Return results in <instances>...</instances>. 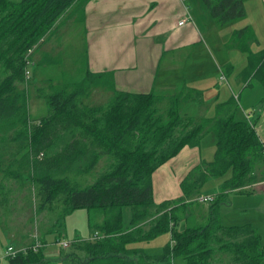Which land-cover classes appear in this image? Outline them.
<instances>
[{"label": "trees", "instance_id": "1", "mask_svg": "<svg viewBox=\"0 0 264 264\" xmlns=\"http://www.w3.org/2000/svg\"><path fill=\"white\" fill-rule=\"evenodd\" d=\"M88 1L0 0V140H18L14 150L0 147L3 178L18 179L26 172L33 185L34 197L30 192L26 198L29 203L33 199L38 211L53 213L59 209V217H52V226L62 224L63 218L77 208L102 216L94 226L104 237L74 243L88 256L82 264H155L172 260L176 264H211L216 251L229 254L226 264H259L264 258V245L255 228L249 224L225 226L218 217L226 190H242L264 149L254 126L247 119H235L233 109L213 118L195 117L180 112L182 104L193 99L190 92L163 95L118 91L108 72H86L80 81L54 86L47 93L41 90L47 113L38 122L29 121L27 95L21 88L26 82L28 52L61 17L77 10L82 13ZM203 2L220 24L245 13L243 0ZM246 31L247 27L237 34L244 36ZM242 49L249 50L247 46ZM252 71L264 86V52L255 61L250 60L245 74ZM98 84L110 87V98L106 104H87L86 98ZM207 132L215 136L214 157L205 163L200 175L191 174L183 180L185 197L198 192L208 176L228 171L231 176L210 203L209 222L178 230V206L154 205L152 174L182 147L197 146ZM56 140L60 145L54 155L37 156ZM24 149L27 154L17 158ZM101 159L105 170L86 183ZM77 167H82L78 173L74 170ZM2 188L0 183V191ZM125 206L131 207L127 228L123 227L122 217ZM162 232L171 233L172 245L168 242L159 255L150 256L127 246ZM43 244L41 239L33 238L32 243L23 246L24 252L8 256L10 264L46 263L41 257Z\"/></svg>", "mask_w": 264, "mask_h": 264}, {"label": "crops", "instance_id": "2", "mask_svg": "<svg viewBox=\"0 0 264 264\" xmlns=\"http://www.w3.org/2000/svg\"><path fill=\"white\" fill-rule=\"evenodd\" d=\"M243 5L245 8L243 16L220 24L211 15L203 0H89L80 17L86 53L84 72H108L113 87L118 91L153 92L163 95L190 92L194 97L182 104L184 114L188 107L191 111L198 112L214 107L217 116L219 112L231 111L234 109V103L240 104L241 101L243 118L254 126L264 146V86L254 75V71L245 74L250 60L255 61L256 57L264 52V0H243ZM181 20L184 22L179 25L178 22ZM245 27L248 31L244 36H239L238 30ZM244 46L249 50H243ZM234 51L241 55V67L238 72L233 70ZM240 51L246 53V56L240 54ZM224 82L227 90L223 86ZM254 87L257 90L256 94L252 93ZM226 93L230 94V98H226ZM256 98L262 103L259 111L255 108L250 109L257 101ZM249 110H253L257 116L249 114ZM199 114L200 117H206L202 113ZM205 141L215 143L212 132L205 133L197 146L182 147L168 163L167 160L153 172V200L155 174L166 181L164 178H167L172 170L167 165L172 159L180 157L184 161L180 173L177 172L178 176L184 177L193 168L195 170L188 176L191 174L195 176L204 171L205 163L209 161L207 159H202L199 163L197 161L202 158L201 149ZM209 177L211 176L207 178ZM250 177L241 189L255 186L264 195V151L256 159ZM181 180H175V190L179 194L182 189L179 186ZM166 182L165 189L168 192L169 182ZM217 192L219 191L208 194L215 196ZM196 195L192 194L190 197L183 195L186 201L177 208L178 210L185 208L190 212V223L189 225L185 223L184 228L204 226L209 222L211 202L197 201L195 207L187 205L190 201L196 200ZM167 196L163 195L161 198H168ZM203 204H207L208 208L202 207ZM178 210L177 214L181 217L182 213ZM262 216L264 217V211ZM97 217L99 221L102 219L100 214ZM200 219L206 222L200 223ZM247 222L245 224L253 226L250 220ZM31 231L34 230H27L20 237L10 232L9 234L18 240L19 248L33 242L35 232ZM38 236L37 238L45 244L44 235ZM169 238L171 244L170 232ZM227 255L226 252L216 251L213 257L218 259L225 257L226 264L229 261ZM41 257L46 261L43 252ZM87 259L88 256L85 262ZM143 264L154 263L147 261ZM259 264H264V258Z\"/></svg>", "mask_w": 264, "mask_h": 264}, {"label": "rangeland", "instance_id": "3", "mask_svg": "<svg viewBox=\"0 0 264 264\" xmlns=\"http://www.w3.org/2000/svg\"><path fill=\"white\" fill-rule=\"evenodd\" d=\"M252 11V10H251ZM80 11L70 12L69 17H61L51 28V32L46 34L39 42L34 45V49L28 53H31L30 58L26 61V68L24 72L25 84L23 87L27 95V105L30 122H38V120L46 115L47 106L44 99L41 97V90L44 93L50 92L54 86L62 85L67 82L80 81L84 76L85 69V42L83 36V27L80 20ZM74 20V21H73ZM252 51H254L252 49ZM241 52V51H240ZM244 57L246 53L241 52ZM233 58V70L235 72L240 71L241 67V55L238 51H234L232 54ZM254 82V81H252ZM225 83V82H224ZM222 84V83H220ZM219 84V85H220ZM218 85V86H219ZM227 90V85H223ZM112 91L110 87L105 84H98L91 89V94L86 98L87 104H106L111 96ZM228 92V91H227ZM256 87L252 88V93L256 94ZM226 98H230V94L226 93ZM255 104L250 109L255 108L258 111L262 106V103L256 98ZM240 100V99H239ZM240 104L234 103L233 114L235 119L243 118V113ZM190 105V104H189ZM193 109L194 105H190ZM184 108H180V112L183 113ZM187 114L196 115L200 117L199 113L206 115V117L213 118L216 116L215 108L207 109L204 112L191 111L188 107L186 109ZM251 111V112H250ZM255 114L253 110H249V114ZM257 128V126H256ZM212 136L214 134L212 133ZM209 138V135H207ZM214 138V137H213ZM207 141V140H206ZM205 141V142H206ZM2 142V140H0ZM18 144V140L12 138L8 141L0 143V147L4 151L14 150ZM60 145V141L53 144L47 151L39 153V158H45L50 155H54ZM215 143L206 142L202 146V158L197 162L199 163L202 159L211 161L215 154ZM21 154V155H20ZM27 154L24 149L21 151L17 158ZM170 160L167 161V163ZM183 160L178 157L175 158L167 165L172 168L166 181L169 182V190L166 191V181L158 177L155 174V190H154V205H167V208L177 207L182 205L186 200L184 198L183 180H186L188 174L195 170L191 169L184 177L178 176L177 172L180 173ZM196 162V163H197ZM20 163V162H19ZM197 163V164H198ZM105 161L103 159L97 164L95 169L86 178V183H91L95 177L105 170ZM75 172L82 170V167L74 169ZM156 172V171H154ZM18 179L13 177L3 178L4 174L0 170V183L3 184V188L0 191V264H10L9 258H7L6 247L9 244L13 246L18 245V240L12 237L9 232L16 237L23 236L27 230H34L31 233L33 238H39L38 234L44 235L46 243L42 248L44 259L47 261L44 264H82L87 258V254L83 251L74 247L75 241H87L93 239L94 231H98L95 228V223L99 222L98 212L88 211L85 208H77L68 213L59 226H52V217L58 216V210L53 213L48 210L38 211L35 207L36 202L32 199L29 201L26 199L30 193L33 198V185L31 180L28 178L27 173ZM79 175V174H77ZM200 175V173H199ZM178 176V178H177ZM231 176V172L228 171L221 176H211L206 179L201 185L198 186V192L202 195H209L210 192L221 191L225 180ZM80 179L83 176L79 177ZM195 178V177H193ZM181 180L179 186L181 194L175 190V180ZM178 184V183H177ZM178 186V185H177ZM198 192L194 193L195 196ZM227 195L224 201L218 206V217L219 221L223 225H242L248 223L253 224V228L260 235V243L264 245V195L255 186H249L240 191L226 190ZM183 193V194H182ZM262 194V195H261ZM163 195H168V198H161ZM198 195V194H197ZM196 195V196H197ZM193 196V197H194ZM255 196V197H254ZM188 206H197V201H190ZM202 207L208 208L207 204H203ZM178 210V209H177ZM182 213L179 217L177 224L178 230L184 229L185 223H190V212L182 208L178 210ZM51 213V214H50ZM123 227H129V221L131 218V207L125 206L122 209ZM200 223H205L201 219ZM49 231V233H45ZM99 232V231H98ZM102 234L101 232H99ZM32 235V234H31ZM67 241L69 246L63 248L60 245L61 241ZM170 241L169 232H162L159 235L149 240H137L127 244L128 247H136L142 249V251L148 255L160 254L163 251L164 246ZM26 246V244L21 245ZM14 248H18L14 247ZM214 256V255H213ZM212 256L211 264H225V257L218 259ZM229 258V254L227 255ZM173 261V260H172ZM165 262L161 264H172L171 262ZM228 261V260H227ZM175 263V261H173ZM176 264V263H175Z\"/></svg>", "mask_w": 264, "mask_h": 264}, {"label": "built area", "instance_id": "4", "mask_svg": "<svg viewBox=\"0 0 264 264\" xmlns=\"http://www.w3.org/2000/svg\"><path fill=\"white\" fill-rule=\"evenodd\" d=\"M184 22V20H181L180 22H178L179 25H181L182 23ZM264 151V149H263ZM263 189H264V182H263ZM196 201L198 202H201V203H208V202H212L214 200V196L213 195H202V194H199L195 197ZM105 235L104 234H100L98 231H94L93 233V239H89V240H96V239H100L102 237H104ZM39 242L36 241V246H38ZM60 245L63 247V248H66L69 246V243L67 241H61L60 242ZM172 245V242L171 244ZM26 250L25 247L21 246L19 248H14L13 246L9 245L6 247V256H15L16 254L20 253V252H24ZM173 262V261H172Z\"/></svg>", "mask_w": 264, "mask_h": 264}]
</instances>
